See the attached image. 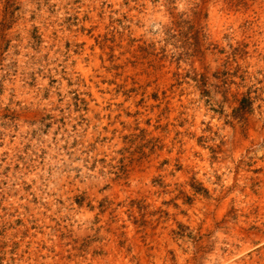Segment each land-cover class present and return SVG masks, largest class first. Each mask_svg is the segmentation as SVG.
I'll return each mask as SVG.
<instances>
[{
	"label": "rangeland",
	"instance_id": "rangeland-1",
	"mask_svg": "<svg viewBox=\"0 0 264 264\" xmlns=\"http://www.w3.org/2000/svg\"><path fill=\"white\" fill-rule=\"evenodd\" d=\"M0 264H264V0H0Z\"/></svg>",
	"mask_w": 264,
	"mask_h": 264
}]
</instances>
